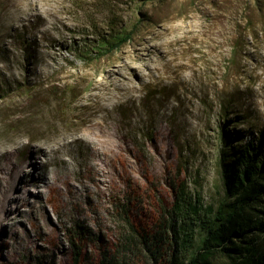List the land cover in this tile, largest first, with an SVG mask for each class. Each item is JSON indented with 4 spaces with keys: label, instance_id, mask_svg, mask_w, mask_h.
Here are the masks:
<instances>
[{
    "label": "rangeland",
    "instance_id": "obj_1",
    "mask_svg": "<svg viewBox=\"0 0 264 264\" xmlns=\"http://www.w3.org/2000/svg\"><path fill=\"white\" fill-rule=\"evenodd\" d=\"M90 111L96 135L74 126ZM37 121L70 165L51 152L24 186ZM222 128L264 134V0H0V264H150L115 205L163 233L180 187L216 201Z\"/></svg>",
    "mask_w": 264,
    "mask_h": 264
},
{
    "label": "trees",
    "instance_id": "obj_2",
    "mask_svg": "<svg viewBox=\"0 0 264 264\" xmlns=\"http://www.w3.org/2000/svg\"><path fill=\"white\" fill-rule=\"evenodd\" d=\"M128 39L129 33H116L112 41L101 40L94 48L111 52ZM234 140V133L222 128L215 155L220 196L204 203L199 193L191 198L180 187L169 212L168 231L139 233L115 205L117 218L131 231L125 234L137 239L150 264H264V134L241 143ZM86 204L94 208L90 200ZM58 259L62 260L56 255L53 262Z\"/></svg>",
    "mask_w": 264,
    "mask_h": 264
},
{
    "label": "bare ground",
    "instance_id": "obj_3",
    "mask_svg": "<svg viewBox=\"0 0 264 264\" xmlns=\"http://www.w3.org/2000/svg\"><path fill=\"white\" fill-rule=\"evenodd\" d=\"M123 79L128 80V78L126 76H123ZM102 110L106 111L101 105H100V107L96 106L93 110V113L96 111L102 112ZM90 112L91 113L88 116H80L78 118V120L76 122H74V126H76L79 129L86 130L90 135H96L94 128L101 130L102 122L99 120H93L91 118L93 113H92V111H90ZM35 119H34V121H35ZM37 122H38V124L36 123L35 128H37L39 130V133H42L44 135V138H42V136H41V138L43 139V144L46 148L44 147L45 149H43L42 146L39 147V149L34 152V154H35L34 158L36 157V160L30 164H31V167L33 166L34 168H36V166L43 168L44 174L42 175V177H39V178L34 177V178H31L30 180H28L27 177L30 176L31 172L26 171L25 174L23 175V179L21 180L22 184L24 186L27 185L29 182L30 183L34 182L35 184H37L38 182L40 184L41 183H44V184L48 183L47 174H49V172H50V171H48V165H51L52 162L50 159L47 158V155L51 152L54 154V158H53L54 162H56L58 165H62L64 167L70 165V162L64 160L63 158H61L59 156L60 151L62 150V148H64L68 144V142L66 140H63V141L56 140L50 134L48 135L49 131H51V130H48L49 129L48 125H41V123H39V121H37ZM20 136H21V134H20ZM87 136H88V134H87ZM30 139H32V138H30ZM72 141L82 142L84 145H88V146L91 145L89 140H86L80 136L74 137V139ZM41 158H44V160H42ZM37 159H38V161H37ZM40 159H41V161L39 163ZM25 167H27L26 163L23 162L21 165V168L24 169Z\"/></svg>",
    "mask_w": 264,
    "mask_h": 264
}]
</instances>
